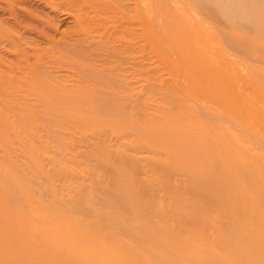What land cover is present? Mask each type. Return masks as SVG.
Returning a JSON list of instances; mask_svg holds the SVG:
<instances>
[{"label": "bare ground", "instance_id": "6f19581e", "mask_svg": "<svg viewBox=\"0 0 264 264\" xmlns=\"http://www.w3.org/2000/svg\"><path fill=\"white\" fill-rule=\"evenodd\" d=\"M0 264H264V0H0Z\"/></svg>", "mask_w": 264, "mask_h": 264}]
</instances>
